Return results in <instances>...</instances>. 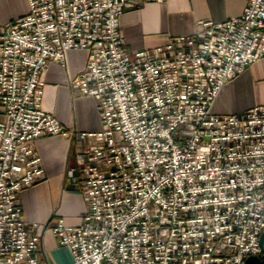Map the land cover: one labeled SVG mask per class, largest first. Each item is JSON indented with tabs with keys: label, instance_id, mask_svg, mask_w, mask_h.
I'll return each mask as SVG.
<instances>
[{
	"label": "built area",
	"instance_id": "obj_1",
	"mask_svg": "<svg viewBox=\"0 0 264 264\" xmlns=\"http://www.w3.org/2000/svg\"><path fill=\"white\" fill-rule=\"evenodd\" d=\"M246 2L136 49L118 25L133 0H27L0 27V264H43L18 194L44 178L34 140L68 133L41 95L42 73L70 49L86 51L69 83L95 99L101 128L82 132L89 144L75 153L84 215L50 226L67 264H244L260 254L264 104L211 111L222 85L264 56V0Z\"/></svg>",
	"mask_w": 264,
	"mask_h": 264
},
{
	"label": "crops",
	"instance_id": "obj_2",
	"mask_svg": "<svg viewBox=\"0 0 264 264\" xmlns=\"http://www.w3.org/2000/svg\"><path fill=\"white\" fill-rule=\"evenodd\" d=\"M125 7L118 25L129 49L164 44L170 37L191 34L201 19L221 20L242 12L246 0H164L140 2ZM28 11L27 0H0V27ZM66 63L50 62L42 73L41 107L53 115L68 131L36 138L33 153L40 158L44 178L25 186L18 194L22 214L39 233V261L43 264H67L68 246L60 245L51 233L58 218L66 224L79 223L86 204L78 191L75 153L89 144L82 132L100 130L96 101L77 91L69 78L82 70L86 51L70 49ZM264 104V56L250 62L237 76L222 85L211 104L217 114L237 113ZM78 133L79 138L75 136ZM260 254L264 255V239Z\"/></svg>",
	"mask_w": 264,
	"mask_h": 264
},
{
	"label": "water",
	"instance_id": "obj_3",
	"mask_svg": "<svg viewBox=\"0 0 264 264\" xmlns=\"http://www.w3.org/2000/svg\"><path fill=\"white\" fill-rule=\"evenodd\" d=\"M264 239V228L261 231L260 235H259V244L261 246L262 241ZM244 264H264V255L263 254H259V255H255V254H250L247 255L244 259Z\"/></svg>",
	"mask_w": 264,
	"mask_h": 264
},
{
	"label": "rangeland",
	"instance_id": "obj_4",
	"mask_svg": "<svg viewBox=\"0 0 264 264\" xmlns=\"http://www.w3.org/2000/svg\"><path fill=\"white\" fill-rule=\"evenodd\" d=\"M3 118V115H0V119H2Z\"/></svg>",
	"mask_w": 264,
	"mask_h": 264
}]
</instances>
